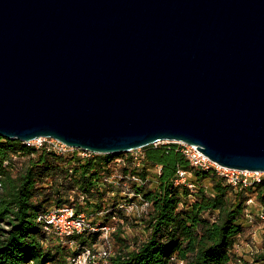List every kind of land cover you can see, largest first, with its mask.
I'll return each instance as SVG.
<instances>
[{
    "label": "water",
    "instance_id": "obj_1",
    "mask_svg": "<svg viewBox=\"0 0 264 264\" xmlns=\"http://www.w3.org/2000/svg\"><path fill=\"white\" fill-rule=\"evenodd\" d=\"M0 137L264 173V0H0Z\"/></svg>",
    "mask_w": 264,
    "mask_h": 264
},
{
    "label": "trees",
    "instance_id": "obj_2",
    "mask_svg": "<svg viewBox=\"0 0 264 264\" xmlns=\"http://www.w3.org/2000/svg\"><path fill=\"white\" fill-rule=\"evenodd\" d=\"M141 151V168H132L126 158L125 165L116 169L113 160L126 155L92 154L81 159L0 137V264H68L85 250L93 251L99 232L59 239L44 230L37 218L49 203L88 213L90 223L102 227L107 225L97 217L128 223L118 205L137 198L149 206L139 221L145 238L129 244L120 238L122 224L108 226L116 247L109 264L239 263L231 251L244 230L239 222L245 218V202L252 198L264 212V181L234 190L213 172L192 168L177 144L151 145ZM178 171L191 174L184 184H174ZM117 174L121 177L117 187L105 181ZM130 175L140 182L127 180ZM47 179L49 187L44 186ZM124 184L132 198L121 194ZM256 219L264 235V222ZM253 259L264 264V248Z\"/></svg>",
    "mask_w": 264,
    "mask_h": 264
},
{
    "label": "built area",
    "instance_id": "obj_3",
    "mask_svg": "<svg viewBox=\"0 0 264 264\" xmlns=\"http://www.w3.org/2000/svg\"><path fill=\"white\" fill-rule=\"evenodd\" d=\"M25 144L33 147L35 150L43 149L45 152H54L58 155L75 154L81 159L89 158L93 154L87 151L66 147L60 142L50 138H38ZM158 144H155L154 146H157ZM174 144H177L179 146L180 153L185 157V159L189 162L192 168L204 172H213L217 177L224 180V182L234 190L248 189L264 181V173L262 172L239 171L235 169L221 167L211 162L201 152L195 150V146L185 145L182 143ZM143 157L144 155L141 149H137L135 151L127 153L125 158L116 159L114 165L117 167L121 165L124 166L127 158L132 168L139 169L142 167ZM190 176L191 174L188 172L178 171L174 184H184L187 178H189ZM120 178V175L117 174L112 176L111 178H106L105 181H107V183L111 184L112 186L117 187L118 179ZM126 179H129L130 181L136 184L140 182V180L135 175H130L126 177ZM188 187L190 188L191 185L188 184ZM123 188L124 189L122 190L121 194L123 196H127L128 198H132L133 194L126 192V184L123 185ZM82 201L83 197H80L79 202ZM135 201H138V203L136 204L134 201L129 203L122 202L118 205V208L126 214H130L134 211H139V214L146 213L149 207L148 204L145 203L141 198H137V200ZM252 205H254V200L252 198H249L245 202L244 209L245 218L249 222L253 220V216L251 215L249 210ZM255 217L264 222V212L262 207L258 206L257 214L255 215ZM37 221L43 223V228L47 233H51L59 239L88 232H99L102 235L104 247L97 253V256L100 257L103 261H105V263L111 256L109 234L112 229L108 226L100 227L92 225L84 212H77L71 206H62L58 208L51 207L48 208L44 213H42L37 218ZM69 245L73 246V243L70 242ZM90 254V250H85L80 255L69 259L68 264H85V261L90 256ZM91 256L94 257L93 255ZM174 264H182V262L175 261Z\"/></svg>",
    "mask_w": 264,
    "mask_h": 264
},
{
    "label": "rangeland",
    "instance_id": "obj_4",
    "mask_svg": "<svg viewBox=\"0 0 264 264\" xmlns=\"http://www.w3.org/2000/svg\"><path fill=\"white\" fill-rule=\"evenodd\" d=\"M121 155L124 156L126 154H121ZM113 162H115V160H113ZM114 167L116 168V166ZM50 180L51 179H47L46 181H44L45 187H49ZM206 184L207 182H205V185ZM108 198L109 196H105L106 200H109ZM112 200H116V199L112 198ZM134 202L136 204L138 203V201H134ZM79 204L80 206H83L82 202H79ZM48 205H51L49 208L53 207L51 203H49ZM257 209H258V203L254 200V205H252L249 208L251 215L254 217V221L249 222L246 218H244L239 222L244 227V230L240 235V237L237 239L234 249H232L231 251V256L233 260H235V258L237 257L240 258V262L237 264H260V263H256L253 259L256 252H260L264 248V235H263L262 224H260L255 217L257 213ZM124 214L129 220L128 223L122 222V219H117V218L115 220H112L110 216L106 218L97 217V221H99L100 223L102 222L107 226H113L115 228H117L122 224L120 226V232H121L120 238L121 239L124 238L126 240V243L132 244L134 243V241H142L146 235V233L143 230V227L139 223L140 215L142 214H139V211H134L130 214H126L124 212ZM92 218L93 217H90L91 220H93ZM109 240L111 245V256H112L116 247L114 245V240L112 239ZM103 247H104V241L102 235L99 233L98 239L96 243L93 245V251H91L90 256L86 259L85 264H109V260H107L105 263V261H103L100 257L97 256V253ZM91 255H93L94 257H92Z\"/></svg>",
    "mask_w": 264,
    "mask_h": 264
},
{
    "label": "crops",
    "instance_id": "obj_5",
    "mask_svg": "<svg viewBox=\"0 0 264 264\" xmlns=\"http://www.w3.org/2000/svg\"><path fill=\"white\" fill-rule=\"evenodd\" d=\"M257 214V213H256Z\"/></svg>",
    "mask_w": 264,
    "mask_h": 264
}]
</instances>
